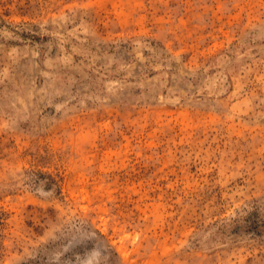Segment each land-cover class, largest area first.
I'll use <instances>...</instances> for the list:
<instances>
[{
	"label": "rangeland",
	"instance_id": "374dc122",
	"mask_svg": "<svg viewBox=\"0 0 264 264\" xmlns=\"http://www.w3.org/2000/svg\"><path fill=\"white\" fill-rule=\"evenodd\" d=\"M0 264H264V0H0Z\"/></svg>",
	"mask_w": 264,
	"mask_h": 264
}]
</instances>
